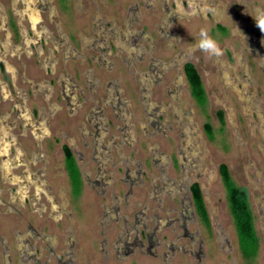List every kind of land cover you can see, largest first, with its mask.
I'll use <instances>...</instances> for the list:
<instances>
[{
  "label": "rangeland",
  "instance_id": "1",
  "mask_svg": "<svg viewBox=\"0 0 264 264\" xmlns=\"http://www.w3.org/2000/svg\"><path fill=\"white\" fill-rule=\"evenodd\" d=\"M102 1L51 0L49 13L53 12V20L61 25L60 36L55 39L63 42L62 50L71 51L67 63L63 61V51L55 52L50 57L41 56L37 68L30 71L28 85L12 83L14 69L10 66L13 63L10 58L7 59L9 64H5L0 74V88L7 84L19 93L20 97L15 92L12 94L21 103L19 111L27 115L30 113L33 121L39 122L41 128L45 123L48 125L46 130L45 127L44 131L41 129L42 136H39L33 130H24L18 120L16 132L24 135L21 142L27 145L24 138L39 140L44 145L62 141L71 152L75 149L74 171H71V175L65 174L57 179H53L54 170L51 165L63 161L62 155L56 150L44 149L43 152H46L49 160L54 159L47 169L45 179L54 189L62 185L68 191L79 244L91 257L92 264H103L99 261V237L95 234V225L101 216L100 202L121 215L126 216L128 213L130 218L131 212L136 211L135 208L126 211L124 201L115 204L107 197L102 200L96 198L91 192L93 186L114 185L119 194L125 186L133 184L134 196L128 200L133 205L143 203V193L152 184L186 185L193 177L213 197L210 204L215 217L214 226L210 231H203L206 240L205 264H264V29L257 22L259 17L264 16V0H211V8L205 9L204 5L203 9L200 6L197 11L194 0H189L188 4L179 0L177 7L172 6V0H168L165 5L164 0ZM96 5L99 12H95ZM165 6L173 9L178 16L176 25L162 30L171 33L169 44L167 40L160 39L165 36L155 27L160 22ZM97 14L99 18L107 19L109 29L111 26L120 28L121 21L127 16L133 27L140 25L141 29L144 28V39L140 38L135 43L137 49L145 46L148 53L143 57V63L138 65L140 70H146L150 57L159 62H168L175 61V54L177 70L169 66L165 76L157 81L160 84L158 87L153 85L154 78L151 76L148 79L142 76V79L139 76L131 78L118 58V50L113 48V41L119 47L123 44V48L133 46L132 41L120 40L122 34L119 37L114 35L113 38L108 36L107 40L104 38L106 34L98 36L102 26ZM35 29L36 24L32 27L33 32ZM201 29H206L217 42L220 55H212L197 47ZM9 30L13 42L17 43L21 42L26 33L31 35L26 32L28 28ZM7 32H0V40H7ZM53 34L45 33L48 43H38L37 46L44 50L51 48L52 43L49 41H54ZM90 36L94 37L93 42L99 41L102 51L109 56L103 57L101 61L87 60L82 64L79 53L86 58L99 55L92 47L89 51L82 48L90 47ZM250 42L255 50L253 53L249 51ZM170 45L172 47L167 49ZM187 62L195 67L201 78L204 91L201 101L192 95L189 85L178 70ZM51 67L53 74L39 72V69L46 71ZM14 68L18 70L17 65ZM233 77L235 81H241L239 83L242 85H234ZM61 80L67 85L78 87L74 90L75 101L69 98L71 107L62 95L64 89ZM40 82L47 85L41 84L39 90L43 93L31 95L30 89H36L35 85ZM70 91L73 92L69 89L66 93L71 94ZM90 93L99 98L98 105L90 100ZM108 95L112 99L119 98V109L114 106L116 102H113L114 105H104L108 102ZM173 105L177 110L173 109ZM9 106L8 101L3 103L0 115ZM95 106L101 109L95 122L97 133L87 122ZM42 107L47 113L53 107L56 109L51 116H47L41 112ZM219 112L222 114V123ZM27 117L23 124H31ZM12 121L11 116L1 127H7ZM149 122H157L158 130L155 124L148 125ZM207 126L210 133L207 132ZM91 132L99 135L89 137ZM184 134L189 139L184 138ZM121 136L126 138L125 142ZM8 146L4 148L5 143L0 146L1 156L6 155ZM80 157L82 159L79 160ZM221 164L228 168L233 184L243 189L248 197L258 241L255 256L248 260L239 251L227 192L218 172ZM217 194L220 199L216 197ZM6 223L0 219V232L8 230ZM216 224L221 226L234 250L229 255L223 252L226 244L218 241L220 235L217 233L220 231L215 227ZM100 248L103 249V246ZM115 256L113 254L110 257L109 264H155L148 263L140 256L118 263L116 261L120 255ZM188 260L186 256L178 255L175 264H188Z\"/></svg>",
  "mask_w": 264,
  "mask_h": 264
},
{
  "label": "flooded vegetation",
  "instance_id": "2",
  "mask_svg": "<svg viewBox=\"0 0 264 264\" xmlns=\"http://www.w3.org/2000/svg\"><path fill=\"white\" fill-rule=\"evenodd\" d=\"M50 1L51 0H0V23L3 28H0V32L2 30L8 31L5 36L7 40H0V74L5 64H9L7 59L10 58L13 61L10 66L14 69L12 83H16L18 86L29 84L27 82H29L30 70L37 68L36 66H38L37 63L41 59V56L46 55V57H50L55 52L63 51V61L67 63L69 59L68 55L71 54L70 50H62L63 42L61 40L58 41L55 39L60 36L61 25L57 23L56 20H53V12L49 13V8L51 7ZM164 1L165 5L168 0ZM177 1L179 0H172L173 7H177ZM182 1L188 4L189 0ZM102 2L105 3L104 0ZM193 4L196 11L200 6L202 9L204 5L206 7L205 9L213 6L211 0H194ZM95 12H99V7L97 5L95 7ZM11 16L13 19H11ZM97 16L102 26V29H100V31L98 30V36L106 34L104 38L107 40L108 36L113 38L114 35L118 36L122 34L123 36H118L120 40L124 39L123 42L126 39L132 41L133 46L129 45L124 48L122 47L123 44L120 45V48L117 46V43H115V40L113 41L115 44L113 48L118 50V58L121 59L125 71L131 78L135 79L136 76H139V79H142V77L148 79L147 77L151 76L154 78L152 82L153 85H157L156 87H158L160 84H157V81H160V79L165 76L169 70V66H173L177 70V54H175L173 58L175 61L168 62H159L150 57V62L147 64L146 70H140L138 65L143 63V57L148 53L145 50V46H140V48L137 49L135 43L140 38L142 40L144 39V28L141 29L140 25L133 27L131 25V19L127 16L124 21H121L120 28L111 26L109 29L106 23L107 19L99 18V14H97ZM177 17L173 9H168L165 6L159 20L160 22L155 24L159 32H162L165 36V38L162 36L159 38L167 40L168 44L172 39V35L170 32L162 30L170 29L172 26L176 25ZM96 23L98 22L96 21ZM112 23L115 22L112 21ZM35 24L37 29L33 32L32 27ZM25 25L29 31L26 30L27 28ZM17 27H23L26 32L31 33V35L26 33L21 42H13L9 28L13 30ZM112 30H114V32ZM47 32H50V34L55 33L53 34L54 41H49L50 44L52 43L51 48L44 50L37 46V44L48 43L47 38L44 37V34ZM39 36H41L40 39ZM175 38H177L176 35ZM89 40H92L91 45H89L90 47L83 46L82 48L89 51L92 47L99 55L88 56L86 58L85 55L79 53L78 57L82 59L80 63L83 64L87 60L90 62L96 60L101 61L103 57L108 58L109 54L102 51V47L99 45L98 40L93 42V36H90ZM31 43L33 44L32 47L29 46ZM95 43H97V45H95ZM249 45V51L252 53L255 52L251 42ZM167 47V49H169L172 45ZM183 52L180 54L182 55ZM122 54L125 55H123V58ZM56 62L57 60H55V63ZM187 63H183L178 70L181 77H184L188 84L184 74V66ZM16 65L18 70L14 68ZM52 69V67L46 71L39 69V72L53 74L54 71H52ZM233 80L235 82L234 85H242L239 83L241 81H235V77H233ZM41 84H43V86L46 85L44 82H40L35 85L37 90L32 89L33 87L31 86L30 94L34 95L38 92L42 94L43 91L39 90ZM60 84L64 89L62 95L69 101V103L67 101V104L71 107L72 105L70 104L69 98L73 99L74 90L78 87H73L71 84L67 85V83L62 80ZM175 88L176 90L178 89L177 86ZM69 89L73 91H70L71 94L66 93ZM0 92V107L6 101L10 104L3 115H0V146L5 143L4 148H6L7 144L9 145L6 155H0V159L2 160L0 161V219L6 221V224L9 226L8 230L0 232V264H92L91 257L87 252H84L75 233V223L70 208L68 191H66L62 185L54 189V186L45 179L47 169L54 162V159L52 161L49 160L48 155L46 152H43V150H56L60 152L63 157V161L59 160L60 162L51 165L54 170V174L52 175L54 178H52L57 179V177H63L65 174L71 175L67 166L65 151L68 150L72 158H74L73 152L75 149L71 152L62 141L54 142L53 139V142H48L44 145V143L39 142V140L32 141L29 138H24V141L27 142V145H24V143L21 142V138H23L24 135L16 132L18 120H20V124L23 125L24 130H33L39 136H42L41 129L44 131L45 127L46 130L48 125L45 123L44 127L41 128L39 122L33 121V116L30 113L27 115L19 111L21 103H18L17 97L14 98L12 96L13 92L19 95L14 87L10 88V86L4 84L0 88ZM89 96L90 100L95 105L99 104V98H95L93 93H90ZM107 97L109 98L110 95ZM248 97L251 99L250 95H248ZM25 100H27V98ZM73 100L75 101V98ZM100 101L104 103L103 99ZM113 102H116L117 105H114ZM109 104H113L119 109L121 102L118 97L115 99L109 98L108 102H105L104 105L107 106ZM172 107L177 110L174 105ZM160 108H162L163 111L166 110L164 107ZM55 109L56 108L53 107V109L47 113L44 107H42L41 112L45 113L47 116H51ZM98 113H101V109L95 106V109L91 110V116L87 119L88 124L93 127L96 133L97 123L95 122ZM25 115L28 116L27 118L30 120L31 124H23L26 119ZM61 115L62 113L59 115V119ZM11 116L13 117V121L8 124L7 127H1V124H5V120L9 119ZM156 123L149 122L147 124H155L154 127L158 130ZM94 135L97 137L99 133L94 134V132H91L88 136L92 137ZM60 136L62 137L63 135ZM121 137L123 141L124 139L126 140L124 136ZM184 138H188L186 134H184ZM24 146L27 147L25 148ZM80 159H82V157H80L79 160ZM190 180L191 182L186 185L161 184V186H157L152 184L149 186L148 190L143 193V203L140 204V202H138L133 205H130L128 201L134 196L133 184L125 186L124 190L119 194L115 191L114 185L104 184L93 186L91 192L96 198L102 200L107 197L109 201L113 200L112 202L115 204L124 201L126 211L130 209L133 210L132 208L136 209L135 212H131L132 218H130L128 213L126 216L121 215L117 211H113L112 208L106 207V204L100 202L99 207L101 209V216L95 225L97 226L95 234L99 237L97 246H103V249L100 247L98 249L99 261H102L103 264H109L110 257L115 254L116 256L120 255V258L116 261L118 263H123L129 259H134L136 256H140L146 259L148 263L175 264V259L178 255H181L189 258L188 264H205L206 254L204 249L206 240L203 236V231H210L214 226L213 221H215V217L210 204L213 197L209 194L207 188L198 183L195 178L191 177ZM108 189L109 191H107ZM239 189L244 192L243 189ZM196 192H198V195ZM198 197H200L202 203V211L197 205ZM216 197L219 198L220 196L217 194ZM246 200L248 203L247 196ZM140 206H142V208H140ZM260 210L262 212L261 208ZM215 227L220 231V233L216 232L218 236L220 235L218 240L219 243L226 244L223 252L229 255L234 251L230 241L219 224H216Z\"/></svg>",
  "mask_w": 264,
  "mask_h": 264
},
{
  "label": "trees",
  "instance_id": "3",
  "mask_svg": "<svg viewBox=\"0 0 264 264\" xmlns=\"http://www.w3.org/2000/svg\"><path fill=\"white\" fill-rule=\"evenodd\" d=\"M185 78L188 82L192 95L201 101L204 97V91L200 76L195 67L187 63L184 66ZM220 122H223L222 114L218 113ZM207 132L210 133V129L207 126ZM66 152L67 166L69 171H74L75 165L71 153L68 150ZM219 174L221 176L223 185L227 192V199L231 216L234 220L239 250L241 251L243 258L248 260L255 256L257 251V237L253 228L252 214L249 209L246 196L239 188H237L230 177L229 171L225 165L219 167ZM198 195V192H196ZM198 208L202 211V203L200 197L197 199Z\"/></svg>",
  "mask_w": 264,
  "mask_h": 264
},
{
  "label": "clouds",
  "instance_id": "4",
  "mask_svg": "<svg viewBox=\"0 0 264 264\" xmlns=\"http://www.w3.org/2000/svg\"><path fill=\"white\" fill-rule=\"evenodd\" d=\"M258 26L264 29V16L258 18ZM197 47L212 55H220L221 50L217 42L209 35L206 29H201L197 40Z\"/></svg>",
  "mask_w": 264,
  "mask_h": 264
},
{
  "label": "crops",
  "instance_id": "5",
  "mask_svg": "<svg viewBox=\"0 0 264 264\" xmlns=\"http://www.w3.org/2000/svg\"><path fill=\"white\" fill-rule=\"evenodd\" d=\"M30 71H33V70H30Z\"/></svg>",
  "mask_w": 264,
  "mask_h": 264
}]
</instances>
